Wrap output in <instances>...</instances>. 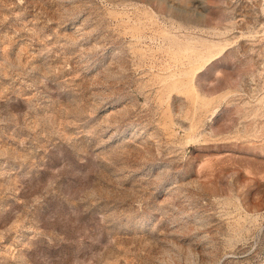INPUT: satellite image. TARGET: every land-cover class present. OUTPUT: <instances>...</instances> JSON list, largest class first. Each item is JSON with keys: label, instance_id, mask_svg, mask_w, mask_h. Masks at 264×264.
<instances>
[{"label": "rangeland", "instance_id": "obj_1", "mask_svg": "<svg viewBox=\"0 0 264 264\" xmlns=\"http://www.w3.org/2000/svg\"><path fill=\"white\" fill-rule=\"evenodd\" d=\"M0 264H264V0H0Z\"/></svg>", "mask_w": 264, "mask_h": 264}, {"label": "bare ground", "instance_id": "obj_2", "mask_svg": "<svg viewBox=\"0 0 264 264\" xmlns=\"http://www.w3.org/2000/svg\"><path fill=\"white\" fill-rule=\"evenodd\" d=\"M30 3H32V2H30ZM40 3V2H39ZM37 4V3H36ZM27 5H28V3H27ZM31 5V4H30Z\"/></svg>", "mask_w": 264, "mask_h": 264}]
</instances>
